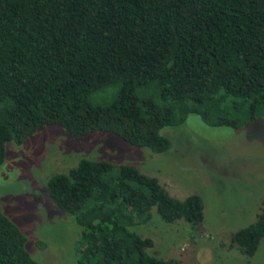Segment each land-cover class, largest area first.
<instances>
[{"label":"trees","instance_id":"16d2710c","mask_svg":"<svg viewBox=\"0 0 264 264\" xmlns=\"http://www.w3.org/2000/svg\"><path fill=\"white\" fill-rule=\"evenodd\" d=\"M188 115L233 130L264 119V0H0V164L6 143L49 125L163 153L159 131ZM46 195L80 228L76 264H181L149 255L152 240L130 228L151 209L191 231L203 217L197 194L175 199L156 178L105 161L50 176ZM261 204L229 238L246 258L264 237ZM25 241L0 210V264H39Z\"/></svg>","mask_w":264,"mask_h":264},{"label":"rangeland","instance_id":"374dc122","mask_svg":"<svg viewBox=\"0 0 264 264\" xmlns=\"http://www.w3.org/2000/svg\"><path fill=\"white\" fill-rule=\"evenodd\" d=\"M170 148L153 154L143 147L93 132L70 139L55 125L36 130L22 144H5L0 164V210L25 236V249L39 264H76L80 228L59 213L46 195V181L78 160L130 165L158 180L170 196H200L203 217L194 231L181 220H149L130 231L152 240L148 254L181 264H264V237L252 257L230 248L232 233L255 220L264 201V119L241 129L207 127L195 115L164 127ZM42 241L37 248L34 241Z\"/></svg>","mask_w":264,"mask_h":264}]
</instances>
